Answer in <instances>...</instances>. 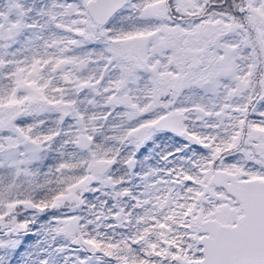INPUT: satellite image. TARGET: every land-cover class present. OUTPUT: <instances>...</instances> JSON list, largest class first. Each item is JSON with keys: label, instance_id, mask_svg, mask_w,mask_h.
Returning <instances> with one entry per match:
<instances>
[{"label": "snow or ice", "instance_id": "1", "mask_svg": "<svg viewBox=\"0 0 264 264\" xmlns=\"http://www.w3.org/2000/svg\"><path fill=\"white\" fill-rule=\"evenodd\" d=\"M0 264H264V0H0Z\"/></svg>", "mask_w": 264, "mask_h": 264}]
</instances>
